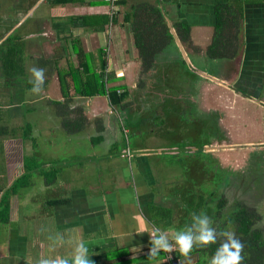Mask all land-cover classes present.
Returning <instances> with one entry per match:
<instances>
[{
    "label": "crops",
    "instance_id": "0c3cea01",
    "mask_svg": "<svg viewBox=\"0 0 264 264\" xmlns=\"http://www.w3.org/2000/svg\"><path fill=\"white\" fill-rule=\"evenodd\" d=\"M47 2L0 0V66H6L9 58L21 57L10 71L6 67L7 75L25 74L29 79L31 67L45 69L43 93L23 100L32 106L23 116L26 122L0 114V198L16 179L27 176L26 185L10 198L7 221L0 222V264H36L42 257L66 255L71 245L56 244L58 234L73 243L84 241L94 264H167L163 251L148 257L149 237L147 233L139 234L144 226L141 217L171 237L191 222L193 212L203 211L218 230L236 232L234 210L222 215L225 204L219 207L220 200L229 201L221 199L223 193L218 203L206 199L209 204L200 206L199 198L188 192L195 191L194 185L199 183H211L215 170L220 176L226 162L222 154L216 153L221 148V130L234 148L264 145V98H258L264 93V0H127L123 6L113 2L88 4L87 13L75 15L71 13L77 8L73 5L83 4L48 2L50 11ZM146 3L161 10L172 41L144 68L126 14L132 6ZM42 4L50 13L67 6L69 13H52L42 19L36 13ZM228 5L241 8V18L237 16L239 29L232 37L238 53L233 59H211L207 48L213 38L215 13ZM98 14H108L111 19L114 16L115 22L98 32L69 23L71 17ZM65 23L69 25L62 28L60 25ZM178 24L189 27L188 40L179 38ZM9 44H21L22 49L10 53ZM79 48L80 55L76 52ZM100 55L106 60V87L126 93L120 109L132 114L125 116L132 127L129 135L135 137L131 142L120 118L119 125L116 121L119 106L110 104L106 95L80 94L85 84L82 65L99 73ZM22 57L31 63L27 65ZM179 68L183 70V81L177 85L178 79L170 71ZM29 79L25 92L31 88ZM60 80L66 83L64 93ZM5 85L17 88L11 82ZM159 86L165 87L163 92L157 91ZM173 88H179V94L173 95ZM5 94L17 93L13 90ZM187 106L194 117L181 116ZM144 111L160 118L156 129L165 127L168 121L175 124L176 130H184L186 137L210 129V121L216 119L218 138L212 135L205 150L195 153L191 149L180 158L177 149L145 144L157 134L154 120L147 122ZM14 125L23 131L13 134L10 128ZM145 125L149 126L147 130ZM250 130L259 134L258 140H241L237 135ZM59 134L67 136L75 148L63 161L40 151L34 138L52 136L51 149ZM30 152H40L41 160L30 163ZM236 157L230 152L229 162ZM102 163L106 165L103 168ZM227 179L231 183L229 175ZM27 188L30 192H24ZM194 193L197 196L198 192ZM243 200L236 201L247 203ZM194 205L197 209L192 210ZM261 222L255 227L264 237ZM210 258L203 248L176 257L182 264H209Z\"/></svg>",
    "mask_w": 264,
    "mask_h": 264
},
{
    "label": "rangeland",
    "instance_id": "374dc122",
    "mask_svg": "<svg viewBox=\"0 0 264 264\" xmlns=\"http://www.w3.org/2000/svg\"><path fill=\"white\" fill-rule=\"evenodd\" d=\"M47 2V0H45ZM88 1V0H87ZM48 3V2H47ZM76 6V10H72L71 13L75 14H80V13H87L88 12V4H83V5H73ZM80 6V7H79ZM48 7H50V11H51V6L48 3ZM69 7L67 6H63L61 8H57L55 11L53 10V12H49V9L46 7V5L42 4L39 6L38 10L36 11V13H38L40 15V17H42V19H44L45 15H52V13H54L53 16H57V15H64L65 13H69ZM108 9V6H107ZM36 14V15H38ZM46 19L48 18V16L45 17ZM55 19V18H54ZM56 20V19H55ZM68 23L62 24L60 26H62V28H64L63 26H68ZM43 42H46L43 40ZM42 42V43H43ZM8 43V41H7ZM24 48V46H23ZM20 50L22 49V45H10L9 44V50L10 53H14V50ZM8 51V50H7ZM13 57V56H12ZM24 57H22L23 62H25L27 65L29 63H31L32 60L28 59L25 60L23 59ZM8 59V58H7ZM20 59L21 57L18 58H14V59H8V61L6 62V66L4 64H1L2 66H0V114L3 115H13V117H17V119L19 120V122H26V118H23V116L26 114H28L27 112V108H31L32 106L29 104H25V100L27 98H29L30 96H34L33 94L30 93L29 90H27L25 92V88L24 85H26L27 83V79L28 75L25 76L24 75H7L8 71L7 70H11L12 67H15L18 63H20ZM30 61V62H29ZM24 64V63H23ZM14 65V66H12ZM21 65V64H20ZM7 67V70H6ZM22 68V67H21ZM4 69V70H2ZM7 71V72H6ZM174 76H176L177 80V85H179V83H182L183 81V75L182 72L183 70L181 68H179L176 71H170ZM14 83V85L17 86V88H13L12 86H6L5 83ZM165 87L163 86H159V88L157 89V91H159V93L162 91H164ZM13 90H15V93H17L15 96H7L5 94V92L10 91L13 92ZM264 92V90H262ZM174 94H179V88H173V95ZM259 98H264V93H262V95H260ZM15 100H18L15 102ZM24 100V101H23ZM22 101V103L20 102ZM261 101V100H260ZM264 101V100H263ZM262 102V101H261ZM180 106V105H178ZM121 107L119 106V117L116 119L118 125H119V118L122 121V125L124 124L126 130H127V140L128 142H131L132 139H134L135 137L132 135L133 133H130L129 135V130H132V127L130 126V121L129 119L126 120L125 116H131V112L127 111L126 113L120 109ZM190 106H187V109H185V111L183 112V114L181 115L183 118H191L195 116L194 113L190 112ZM30 112V111H29ZM35 112L34 111L32 113H29V117H31ZM145 112V111H144ZM179 113H181L179 111ZM145 117H146V121L151 123V119L154 120L153 124L155 127V133L157 134V138H151V140H148L147 142H145V144L147 145H152L153 147H158V146H164L165 148L168 149H177L178 150V156L180 158H182L184 156V154L190 152L191 149H195V153H199L201 148L202 150H205V147H208L209 142L212 141V135H215V138L217 137V127H216V119L211 120L210 123L212 124V127L210 129L208 128H204L200 129L199 132H197L195 135L193 134H189L188 137L185 136L184 130H176L175 128V124L166 121L165 127H161L159 129H156V124H161V121L156 117V116H150L148 115V112L146 111L144 113ZM208 118L204 119V122L207 124L208 123ZM15 123V120H13ZM12 128V129H11ZM10 128V132H13V134H20L23 131V128L20 129L18 127H16L15 125L13 127ZM149 126L146 127V125L144 126V129H148ZM178 135H177V133ZM224 133L223 131H220V136H222L221 134ZM241 134H237L238 136H240L241 140H250V141H254V140H258L259 139V134L255 133L254 131L250 130L248 132H240ZM123 134V133H122ZM35 140L38 143V149H40V151L42 150V152H45L47 155H50L51 157L57 156V158L60 161H63L65 158L71 155L70 152H75V148L73 147L72 143H70L68 141V137L64 136L63 134H59V138H57V140L54 142V148L50 149L51 146V142L53 141L52 136L49 137H45L44 139L36 136L34 137ZM124 139V137H123ZM126 139V138H125ZM122 140L123 145L126 144V141ZM141 139H145V136L142 135ZM205 145V146H204ZM256 145V144H255ZM204 146V147H203ZM189 147V148H188ZM229 149H236V151H232ZM263 148L261 147H255V148H244V147H236V148H222L221 150L219 149L218 152H216L217 154H222V160L224 159V165L222 164V168H221V174L219 176V174H217V171L215 170V178L214 180L212 179L211 183H199L197 185H194L195 191L198 192L197 196L193 192H188L190 194L191 197H195L197 199V197L199 199H197V202H200L201 205H208L211 199H214V202L218 203L219 199H224L227 198L229 201L225 202V206L222 210V215H227V213H230L231 209L233 208L234 202L236 200H239L241 198H244L246 201L248 202V204L250 206H255L257 207V213H259L262 217V222L261 224L263 225L264 228V150H261ZM81 152H83V148L81 149ZM232 152L234 154H236V158L235 160L232 159L233 161H230V159H228V155L229 153ZM30 157H29V161H31L30 163H35V161L37 160H41L39 158L38 155H41L40 152L37 155V153H35V155H31V152L29 153ZM216 155V154H215ZM236 164V166H235ZM99 166V164H98ZM100 166H102V168L104 166H106L104 163H102ZM99 166V167H100ZM181 174V173H180ZM227 175H229V177L231 178V183H227L228 179H227ZM39 179L36 178L35 181L37 182ZM234 181V183H233ZM182 184V183H180ZM181 187V186H180ZM31 188H27L24 189V192H30ZM175 191V189H173ZM217 191V192H216ZM216 192V194L214 193ZM223 193V194H222ZM195 194V196H194ZM221 197H219V195H221ZM201 198V200H200ZM208 201H205V200ZM230 204H229V203ZM227 205V207H226ZM197 209L196 206L194 205V207H192V210ZM217 216V215H216ZM222 217V216H221ZM221 221H224V216L222 217ZM260 224V223H258Z\"/></svg>",
    "mask_w": 264,
    "mask_h": 264
},
{
    "label": "trees",
    "instance_id": "16d2710c",
    "mask_svg": "<svg viewBox=\"0 0 264 264\" xmlns=\"http://www.w3.org/2000/svg\"><path fill=\"white\" fill-rule=\"evenodd\" d=\"M52 5H66L69 3L85 4V0H47ZM105 0L88 1L89 5L108 4ZM113 3L117 6L126 5L127 0H115ZM230 8V9H229ZM234 8L235 11L232 9ZM130 21V30L133 35L135 47L138 50L139 56L142 59V66L147 68L155 53L165 48L172 41L168 28L163 18L161 10L154 4H140L132 6L131 10L126 14ZM237 16L241 18V8L236 5L226 6L216 10V24L214 26L213 38L207 48V54L211 59H233L238 53V45L232 39L233 32L239 29ZM114 17V16H113ZM108 14L98 15H81L71 17L69 23L72 26H82L94 32L102 31L110 23L115 22ZM176 31L181 39L185 41L189 39L190 29L188 26L181 24L176 25ZM79 47V45H78ZM77 54H81V49L76 50ZM3 57V55H2ZM81 59V56H79ZM85 61V60H84ZM100 71L97 73L92 70L89 65L85 64L81 73L85 76V84L81 87L80 94L83 96L106 95L109 98L110 104L116 107L120 106L121 101L125 98L126 93L121 92L117 87H106V60L102 55L99 56ZM82 64V63H81ZM60 88L62 93L67 89L66 83L60 80ZM73 127V124H71ZM70 126V127H71ZM78 130V129H77ZM28 168V167H27ZM27 176L20 177L4 192L0 198V222H6L8 219L10 198L18 189L26 185ZM225 200H220L219 207H223ZM233 225L235 226V234L244 243V260L243 264H264V237L262 230L256 228L255 225L262 221V217L255 210L246 206L242 201L234 203ZM230 218V217H228ZM227 218V221H229ZM217 245H210L203 248V251L208 252L212 256ZM200 251V248H195L193 252Z\"/></svg>",
    "mask_w": 264,
    "mask_h": 264
},
{
    "label": "clouds",
    "instance_id": "9594fccd",
    "mask_svg": "<svg viewBox=\"0 0 264 264\" xmlns=\"http://www.w3.org/2000/svg\"><path fill=\"white\" fill-rule=\"evenodd\" d=\"M31 84L30 93L39 96L44 91L45 69L33 66L29 69ZM143 220L141 233H147L150 245L147 253L149 258L157 256L161 251L188 256L195 248H204L210 245H217L209 264H243L244 243L237 238L234 231L218 230L213 226V220L205 212H193L191 222L183 228L175 230L169 237L160 227L150 225L146 218ZM138 234V235H139ZM54 241L59 246L66 243L71 245V250L66 255L54 257H42L36 264H94L90 259L89 248L84 241L73 243L72 240H65L63 235H57ZM136 249V248H133Z\"/></svg>",
    "mask_w": 264,
    "mask_h": 264
},
{
    "label": "flooded vegetation",
    "instance_id": "af4514ba",
    "mask_svg": "<svg viewBox=\"0 0 264 264\" xmlns=\"http://www.w3.org/2000/svg\"><path fill=\"white\" fill-rule=\"evenodd\" d=\"M259 97H260V95H259ZM258 97V98H259ZM221 131H223V130H221ZM224 132V131H223ZM222 136H220L218 139H220L221 140V148H220V150L222 149V148H234L233 147V145L232 144H230L229 145V141H228V137L226 136V134H225V132L224 133H222L221 134ZM264 145H250L249 147H251V148H255V147H261V148H263V149H261V150H264V147H263ZM239 147H244V146H239ZM248 203V202H247ZM247 203H244L246 206H248L249 208H251V209H253V210H255L256 212H257V207H255V206H250L249 204H247ZM235 207L233 206V208L232 209H234Z\"/></svg>",
    "mask_w": 264,
    "mask_h": 264
},
{
    "label": "built area",
    "instance_id": "2783aa9c",
    "mask_svg": "<svg viewBox=\"0 0 264 264\" xmlns=\"http://www.w3.org/2000/svg\"><path fill=\"white\" fill-rule=\"evenodd\" d=\"M105 1H107L111 4L115 0H105ZM163 253L165 255V259H166L167 264H182V262L179 259H176V257L173 258L175 251H173L172 253H167V252H163Z\"/></svg>",
    "mask_w": 264,
    "mask_h": 264
},
{
    "label": "water",
    "instance_id": "95a60500",
    "mask_svg": "<svg viewBox=\"0 0 264 264\" xmlns=\"http://www.w3.org/2000/svg\"><path fill=\"white\" fill-rule=\"evenodd\" d=\"M203 75H205L206 77H208V78H211V79H213V80L217 81L216 79H214V78H212V77L208 76L207 74H203ZM218 82H219V81H218ZM173 257H178V254L174 255Z\"/></svg>",
    "mask_w": 264,
    "mask_h": 264
}]
</instances>
